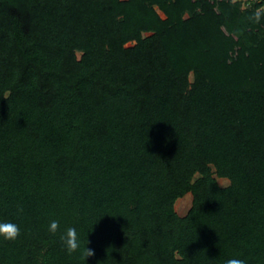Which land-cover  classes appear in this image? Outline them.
Instances as JSON below:
<instances>
[{"label":"trees","instance_id":"16d2710c","mask_svg":"<svg viewBox=\"0 0 264 264\" xmlns=\"http://www.w3.org/2000/svg\"><path fill=\"white\" fill-rule=\"evenodd\" d=\"M0 221V264H264V0H0Z\"/></svg>","mask_w":264,"mask_h":264},{"label":"clouds","instance_id":"9594fccd","mask_svg":"<svg viewBox=\"0 0 264 264\" xmlns=\"http://www.w3.org/2000/svg\"><path fill=\"white\" fill-rule=\"evenodd\" d=\"M259 15L256 16V19L259 20ZM23 212L22 207L17 208V214H21ZM48 230L52 234H56L60 230V223L58 220H51L49 222ZM21 234V230L18 224L10 221H0V237L4 240L14 241ZM60 239L63 241L65 249L69 255L76 253L80 250L81 245L78 237V233L75 227H67ZM91 243L88 240L87 246L81 252L82 258L87 259L95 255V250L88 245ZM225 264H246L244 259L233 257L229 258Z\"/></svg>","mask_w":264,"mask_h":264},{"label":"rangeland","instance_id":"374dc122","mask_svg":"<svg viewBox=\"0 0 264 264\" xmlns=\"http://www.w3.org/2000/svg\"><path fill=\"white\" fill-rule=\"evenodd\" d=\"M217 181L221 186H225L228 183V180L226 178H218ZM190 204H191V194L188 192L175 201L174 209L178 215L183 216L189 209Z\"/></svg>","mask_w":264,"mask_h":264}]
</instances>
